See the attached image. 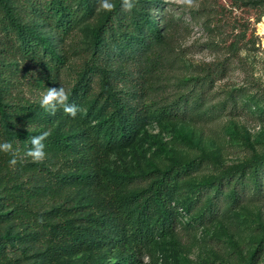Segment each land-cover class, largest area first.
I'll return each mask as SVG.
<instances>
[{"label":"trees","instance_id":"trees-1","mask_svg":"<svg viewBox=\"0 0 264 264\" xmlns=\"http://www.w3.org/2000/svg\"><path fill=\"white\" fill-rule=\"evenodd\" d=\"M261 1L232 0L231 8L244 11ZM114 3L116 10L94 28L89 59L68 88L70 101L80 108L71 119L62 111L47 113L40 98L12 97L9 75L18 61H25L37 69V88L59 87L63 48H54L30 22L48 28L62 43L98 0H0V142L20 148L22 159L13 167L10 157L0 153V264H20L23 256H33V264H54L79 253L89 264H142L143 248L172 230L178 205L189 211L190 203L185 205L178 196L182 178L199 166L197 160L136 176L145 184L133 191L126 189L132 176L101 171L106 154L128 145L149 119L177 117L180 99L168 104L144 100L169 65L156 49L158 40L150 43L149 30L142 32L139 42L126 47L123 43L122 38L140 26H154V0H139L131 13L121 9L120 0ZM133 52L138 62L135 75L123 64L134 59ZM203 80L211 83L213 77L206 74ZM43 131L51 133L45 142L47 159L34 164L22 154L31 147V138ZM247 172L257 182L264 172V153L224 171L217 185ZM235 182L232 202L239 196L236 186L243 188L242 181ZM205 184L213 186L214 181ZM73 189L83 190L89 203H74ZM216 214L209 202L199 220ZM106 251L112 261L104 257ZM257 256L253 250L245 264H253Z\"/></svg>","mask_w":264,"mask_h":264},{"label":"rangeland","instance_id":"rangeland-1","mask_svg":"<svg viewBox=\"0 0 264 264\" xmlns=\"http://www.w3.org/2000/svg\"><path fill=\"white\" fill-rule=\"evenodd\" d=\"M231 2L197 0V7L183 10L169 0H154V26L142 25L122 38L126 47L139 42L147 29L153 38L150 43L158 40L156 49L169 65L161 79L153 81L156 86L144 100L168 104L179 97V111L175 118L149 119L128 145L106 154L101 171L132 176L126 189L133 191L145 184L136 176L172 163L199 161V166L182 178L184 185L178 196L185 205L190 203L189 211L178 205L172 230L143 248L141 262L150 256V264H161V259L163 264H245L249 254L257 250L253 264H264V172L257 179L258 185L250 172L243 177L233 175L217 185V177L224 171L264 153V127L257 131L258 123L264 125V78L256 76L264 72V0L244 11L231 8ZM106 14L97 4L62 43L48 28L30 22L54 48H63L66 57L59 67L58 81L66 90L89 59L93 30ZM67 46L70 50H65ZM135 55L133 52L134 59L123 63L131 75L138 64ZM36 73L35 67L18 61L9 75L11 96L41 98L46 89L33 83ZM206 74L213 77L211 83L203 80ZM210 180L213 186L205 184ZM236 180L243 182V188L236 186L239 196L232 202ZM73 192L77 195L74 203H89L83 190ZM209 202L217 208L216 216L199 220ZM104 257L109 261L113 258L107 251ZM33 262V256L20 259V264ZM54 264L89 263L79 253Z\"/></svg>","mask_w":264,"mask_h":264},{"label":"clouds","instance_id":"clouds-1","mask_svg":"<svg viewBox=\"0 0 264 264\" xmlns=\"http://www.w3.org/2000/svg\"><path fill=\"white\" fill-rule=\"evenodd\" d=\"M139 0H120V7L124 12L131 13L137 6ZM169 3L176 8L183 10H191L197 7V0H169ZM99 8L105 13H113L116 10V4L113 0H98ZM209 60L212 57H208ZM258 79L264 78V72H257ZM40 107L50 115H55L57 111H62L67 117L75 119L80 111L78 105L70 101V92L63 86L49 87L40 98ZM264 125H257V131ZM51 135L50 131H43L41 134L33 136L30 140L31 147H27L23 151V158H30L34 164H41L47 159L46 140ZM0 153L10 157L8 163L15 167L22 162L21 149L14 148L9 141L0 142ZM151 257L145 256L142 258V264H150ZM161 264L163 261L161 259Z\"/></svg>","mask_w":264,"mask_h":264}]
</instances>
